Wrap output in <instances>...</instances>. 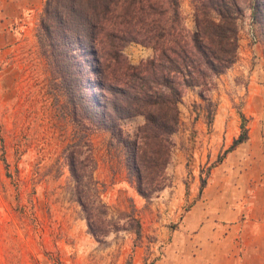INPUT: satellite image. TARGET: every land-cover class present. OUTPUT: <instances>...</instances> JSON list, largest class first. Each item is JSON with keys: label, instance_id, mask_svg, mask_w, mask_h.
I'll return each instance as SVG.
<instances>
[{"label": "rangeland", "instance_id": "1", "mask_svg": "<svg viewBox=\"0 0 264 264\" xmlns=\"http://www.w3.org/2000/svg\"><path fill=\"white\" fill-rule=\"evenodd\" d=\"M45 1L0 0V264H153L213 179L235 184L251 160L264 156L258 142L248 137L224 153L240 134V125L248 131L247 126L264 124L262 28L251 18L249 1L236 0L241 16L235 61L213 79L209 91L182 92L178 127L169 137L163 170L165 186L150 198L140 197L128 183L108 135L97 131L89 136L96 162L93 178L108 230L98 240L88 233L71 196L73 183L61 154L71 140V127L57 111L61 99L55 102L48 91L49 74L36 42ZM177 2L182 25L194 31L191 1ZM143 47L150 49L125 45L124 61H144V55L138 57ZM187 91L192 99L182 101ZM255 94L259 97L249 98ZM142 123L136 116L120 124L130 136ZM200 180L205 185L199 191ZM205 195L213 199L209 189ZM127 215L137 219L138 236L128 229ZM178 247L188 248L182 241Z\"/></svg>", "mask_w": 264, "mask_h": 264}, {"label": "trees", "instance_id": "2", "mask_svg": "<svg viewBox=\"0 0 264 264\" xmlns=\"http://www.w3.org/2000/svg\"><path fill=\"white\" fill-rule=\"evenodd\" d=\"M194 31L181 23L177 0H46L35 37L48 70V91L71 127L62 158L73 183L71 196L84 214L87 231L100 240L105 228L96 162L89 136L105 132L119 153L126 179L143 199L165 186L163 170L178 127L182 92L205 88L235 61L236 0H190ZM251 18L262 28L264 0H248ZM138 43L152 56L137 65L124 61L122 49ZM78 55H77V54ZM207 88V89H206ZM202 98V92H199ZM140 116L129 136L121 122ZM242 119V116H240ZM247 130L232 140L228 153L245 142ZM218 162V161H217ZM205 181L200 180L199 191ZM128 229L139 235L133 215ZM114 231L117 228H113Z\"/></svg>", "mask_w": 264, "mask_h": 264}, {"label": "crops", "instance_id": "3", "mask_svg": "<svg viewBox=\"0 0 264 264\" xmlns=\"http://www.w3.org/2000/svg\"><path fill=\"white\" fill-rule=\"evenodd\" d=\"M142 50L138 54L144 55L142 60L152 56L151 49ZM192 95L187 91L182 101ZM247 129V141H257L264 151V124ZM208 189L212 200L205 195ZM181 241L188 248L178 247ZM153 264H264V156L251 160L235 184L213 179L185 212L164 254Z\"/></svg>", "mask_w": 264, "mask_h": 264}, {"label": "built area", "instance_id": "4", "mask_svg": "<svg viewBox=\"0 0 264 264\" xmlns=\"http://www.w3.org/2000/svg\"><path fill=\"white\" fill-rule=\"evenodd\" d=\"M248 36L251 40H254V37H253V32L251 29L248 30Z\"/></svg>", "mask_w": 264, "mask_h": 264}]
</instances>
